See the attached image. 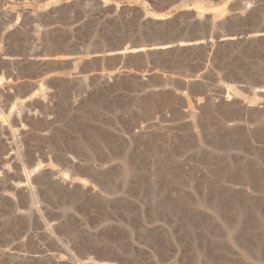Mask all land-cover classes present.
<instances>
[{
  "label": "rangeland",
  "instance_id": "obj_1",
  "mask_svg": "<svg viewBox=\"0 0 264 264\" xmlns=\"http://www.w3.org/2000/svg\"><path fill=\"white\" fill-rule=\"evenodd\" d=\"M2 7L0 264H264V0Z\"/></svg>",
  "mask_w": 264,
  "mask_h": 264
},
{
  "label": "crops",
  "instance_id": "obj_2",
  "mask_svg": "<svg viewBox=\"0 0 264 264\" xmlns=\"http://www.w3.org/2000/svg\"><path fill=\"white\" fill-rule=\"evenodd\" d=\"M11 13L12 15H14V12L11 11H6L5 7H2L0 9V14H9ZM3 17L0 16V19L2 20ZM8 33V32H6ZM3 34L0 32V63H10L12 61H14V57L12 55H10L6 50H7V43L5 40L2 41V36ZM2 72V71H1Z\"/></svg>",
  "mask_w": 264,
  "mask_h": 264
},
{
  "label": "water",
  "instance_id": "obj_3",
  "mask_svg": "<svg viewBox=\"0 0 264 264\" xmlns=\"http://www.w3.org/2000/svg\"><path fill=\"white\" fill-rule=\"evenodd\" d=\"M148 47L153 48V47H157V46L154 45V44H149ZM141 49H142L141 47H130V48L127 49V51H129V52H131V51H139ZM123 51H125V49H109V50H107L106 53L108 55H112V54L122 53ZM93 55H97V53H94Z\"/></svg>",
  "mask_w": 264,
  "mask_h": 264
},
{
  "label": "trees",
  "instance_id": "obj_4",
  "mask_svg": "<svg viewBox=\"0 0 264 264\" xmlns=\"http://www.w3.org/2000/svg\"><path fill=\"white\" fill-rule=\"evenodd\" d=\"M143 45H142V43H141V39L139 38V39H137V40H135V42H132L131 43V45H130V47H142ZM114 48H116V49H122V48H124L123 46H121V45H116V44H114L113 45V49ZM183 49H186L185 47L183 48ZM182 49V50H183Z\"/></svg>",
  "mask_w": 264,
  "mask_h": 264
},
{
  "label": "built area",
  "instance_id": "obj_5",
  "mask_svg": "<svg viewBox=\"0 0 264 264\" xmlns=\"http://www.w3.org/2000/svg\"><path fill=\"white\" fill-rule=\"evenodd\" d=\"M252 8V5L250 4V3H247L246 5H245V9L246 10H250Z\"/></svg>",
  "mask_w": 264,
  "mask_h": 264
}]
</instances>
